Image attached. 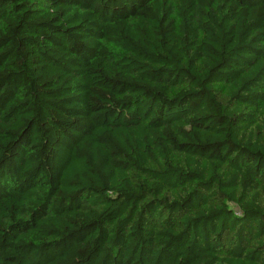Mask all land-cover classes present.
Returning <instances> with one entry per match:
<instances>
[{"label":"trees","instance_id":"1","mask_svg":"<svg viewBox=\"0 0 264 264\" xmlns=\"http://www.w3.org/2000/svg\"><path fill=\"white\" fill-rule=\"evenodd\" d=\"M0 264H264V0H0Z\"/></svg>","mask_w":264,"mask_h":264}]
</instances>
